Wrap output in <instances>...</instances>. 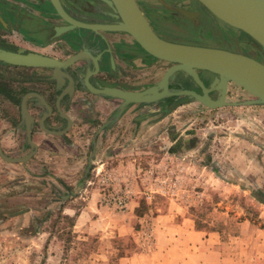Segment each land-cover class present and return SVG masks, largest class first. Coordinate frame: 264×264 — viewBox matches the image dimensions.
<instances>
[{
	"label": "rangeland",
	"instance_id": "rangeland-1",
	"mask_svg": "<svg viewBox=\"0 0 264 264\" xmlns=\"http://www.w3.org/2000/svg\"><path fill=\"white\" fill-rule=\"evenodd\" d=\"M55 22L63 25L58 17ZM230 30L234 36L243 32ZM114 32L131 42L129 34ZM247 37L264 62V50ZM242 49L250 50V45ZM74 50L60 51L55 58L65 59ZM144 59H136L112 79L99 78L108 85L89 81L144 90L171 65L148 53ZM8 64L0 61V77L4 74L14 99L16 69H7ZM84 73L60 105L69 118L71 104L81 106L77 125L71 120L62 135L47 133L38 124L45 108L35 102L30 108L37 121L30 136L47 148L36 154V146L25 162L0 158V264H119L120 255L142 251L159 256L170 243L174 248L169 257L191 258L201 246V263L264 264V104H241L255 97L229 82L230 104L209 108L176 94L182 87L169 83L182 77L175 75L165 97L129 103L119 112L122 99L90 92ZM78 91L84 96L71 103ZM0 123L5 126L0 129L7 150L3 153L25 156L31 147L20 105L1 94ZM44 125L63 130L67 120L53 115ZM11 133L14 142L5 137ZM120 199L123 207L117 203ZM161 231L170 241L161 242ZM213 247L217 253L203 254Z\"/></svg>",
	"mask_w": 264,
	"mask_h": 264
},
{
	"label": "flooded vegetation",
	"instance_id": "flooded-vegetation-1",
	"mask_svg": "<svg viewBox=\"0 0 264 264\" xmlns=\"http://www.w3.org/2000/svg\"><path fill=\"white\" fill-rule=\"evenodd\" d=\"M135 1L153 31L162 39L175 43L239 52L261 61L258 55L260 52L253 47V41H249L245 33L242 32V34L234 36L230 29L235 28L217 18L198 0H156V4L140 0ZM59 2L65 12L77 20L97 23L114 19L107 15L106 11H109V8L100 0H59ZM178 9L186 11L187 17L179 12ZM56 17L62 21L61 24H67L56 13L50 0H0V28L4 32L0 33V47L11 51L21 48L24 53L32 51L55 58L57 41L62 38V41L59 40L62 42L58 45L59 50L63 53L69 51L70 54L71 52L73 53L72 50L74 48L76 49L74 52L84 51L86 66H90V70L93 71L90 72L93 73L90 78L95 76L102 78L100 73L103 70L98 69L95 71L94 63L96 62L98 66H102L103 62L101 61V63L99 60L101 53L102 57L111 53L106 41L108 32L94 33L89 29L76 28L73 30V32L76 31V34L68 31L57 38L54 30ZM122 33L128 35L125 32ZM227 35H229L228 39ZM128 36L131 37L130 35ZM120 43L121 53L119 57L115 56L117 60L114 59L113 64L111 58L109 59L108 70L104 71L106 78H110L117 72H123L126 67L133 66L136 59L142 60L147 54L132 37L130 43ZM245 45H250V50L242 49ZM112 56L114 58L113 54ZM8 66L7 69L11 67L16 69L17 92L14 97L15 102L20 105L26 94L39 92L37 90L39 89L38 86L44 84L50 95H41L51 106V113L46 119L53 115L60 118L61 114L57 110V103L60 107L65 102V97L68 96V94L64 93L59 98L62 90L67 88L68 80H65L63 75H60L61 79L59 80L52 78V69L48 70L42 67L24 65L8 64ZM62 71L69 73L66 69H62ZM198 74L206 86L213 78L212 74H207L201 70H198ZM3 75L0 77V94L7 100L12 101L14 100L12 90L8 87V84H5L6 79L2 78ZM62 78L63 85L61 86ZM99 82L105 85L110 84L102 79ZM180 84L191 87V84L183 78L181 80L176 78L174 82L169 83V85L178 88L182 87ZM58 85L61 87L57 89ZM212 94L213 92H210V95ZM37 101L33 95L27 96L26 106L30 109L33 123L34 120L35 122L37 121V118L33 114L34 112L31 111L30 106ZM62 118L65 119L64 117Z\"/></svg>",
	"mask_w": 264,
	"mask_h": 264
},
{
	"label": "water",
	"instance_id": "water-1",
	"mask_svg": "<svg viewBox=\"0 0 264 264\" xmlns=\"http://www.w3.org/2000/svg\"><path fill=\"white\" fill-rule=\"evenodd\" d=\"M50 1L56 13L67 22V24L56 25L54 27L55 36L63 35L76 28L89 29L94 33H99L101 31L125 32L148 54L172 63L157 83L141 91H130L114 86H104L101 84L94 86L91 84L89 77L93 74L90 72L93 71L90 70V66H86L85 64L84 51H78L65 59H57L32 51L24 53L21 48H18L16 51H11L0 47V61L2 62L13 65L51 68L53 71L52 78H56L57 80L61 79L60 75H63L65 80H68L69 84L67 88L62 90L59 98L64 93L72 95L75 80L78 79L77 76L80 75L84 69L83 83L85 87L94 94H106L122 99L119 112L129 103H148L165 97L169 94V80L173 79L175 75H179L191 84V87L182 86L176 94L194 98L209 108H218L230 104L226 101L229 82L238 84L255 97L241 104H264V63L252 56L219 48L181 44L162 39L153 31L135 0H100L109 8V11H106L107 15H110L114 19L97 23L74 19L65 12L59 0ZM198 1L201 3V0ZM257 1L264 7V0ZM236 27L248 31L242 26ZM244 30L243 32H245ZM245 33L255 41L254 45L257 48H262L264 50V43L262 40L255 38L249 31ZM260 38L264 39L261 36ZM101 55L99 60L100 62L102 61L103 64L102 66H98L95 62V71L98 69L105 70V59ZM79 61L85 62L84 64H78ZM68 67H74V71L72 70L70 73L62 71V69H67ZM256 67L260 69L258 71L262 70L263 74H258L251 70L252 68L256 69ZM197 70L206 71L214 75L208 86L203 84ZM61 83L62 86L63 78ZM58 88H60L59 85L57 86V89ZM210 91L213 92L212 95L209 94ZM28 95L36 97L38 106H43L45 108V112L42 113L38 122L41 129L50 134L62 135L72 125L71 119L67 115L61 113L57 103V110L60 112L61 116L67 120V126L63 130H51L46 128L44 121L51 113V106L39 93L32 92L26 94L20 104L21 119L26 128L27 140L31 148L25 156L9 157L3 153L0 146V158L8 162H25L35 153L36 144L32 141L30 136L31 129L33 128V118L26 106ZM231 104L236 103L233 102Z\"/></svg>",
	"mask_w": 264,
	"mask_h": 264
},
{
	"label": "crops",
	"instance_id": "crops-1",
	"mask_svg": "<svg viewBox=\"0 0 264 264\" xmlns=\"http://www.w3.org/2000/svg\"><path fill=\"white\" fill-rule=\"evenodd\" d=\"M107 35H108V37H107L106 41L108 42V48L110 49L111 53H108V54L103 56L105 59L106 65L104 67L105 70H103V72L100 73V76H102V78H103V76H106L104 71L108 70L107 64L109 62V59L111 58V61L113 64L114 59L117 60L115 56L117 55V57H119L121 50H122V49H120V45H121L120 42H124V44L130 43V40L128 38H126L124 36H120L113 31L108 32ZM60 51L61 50L58 49L55 52L56 56L61 55ZM112 54L114 55V58H112L113 57ZM92 81L95 82V81H100V80L98 77L95 76L94 78H92ZM38 88L39 89H37V90L39 91L40 94H44L45 96L50 95L48 93L49 91L43 90L44 88H46V86L44 84L39 85ZM83 96H84L83 92H80V91L76 92L71 103H73V101L75 99L82 98ZM80 108H81V106L79 104H76V103L74 105L71 104L69 111L66 112L70 116L71 120L74 122L75 125H77V122L79 121V116H78L79 113H77V112H78V110H80ZM3 127H5V126L0 123V129H2ZM5 137H6V139L8 138V142L16 141V137L13 135V133H11L10 135H6ZM6 139H5V141H6ZM3 140H4L3 135L1 134V131H0V146H1V149L3 152H7V150L3 148V145H4ZM37 144H36V146H37L36 154L40 152V149L45 150V148H47V147H43V146H40L39 144L38 145ZM13 157H15V156H13ZM14 163H17V162H14ZM96 169H99V166L96 167ZM29 211H27V212H29ZM180 228L184 231V229L182 227H180ZM191 233H193V235L199 234L197 232H195V233L191 232ZM119 234L120 233H118V235ZM159 237L161 238V242L163 241V239H167V241H170L169 240L170 237H168L164 231H161V234L159 235ZM170 244L171 245L162 246L163 250H159V252H157V253H160L159 256H151L150 257L145 252H142V251L141 252H135L129 256L128 255L127 256L120 255L118 258L119 264H219L215 261H210V260H208V261L204 260L201 263V261H200L201 246H198V245H196L198 247H195V250L193 252H191V258L185 259L184 257H180L177 252H176V254L179 257H169L171 255L170 251H173V248H174V244L173 245H172V243H170ZM217 249H218V247H213L212 249L207 248L208 252H203V254L205 256L215 254V253H217Z\"/></svg>",
	"mask_w": 264,
	"mask_h": 264
},
{
	"label": "bare ground",
	"instance_id": "bare-ground-1",
	"mask_svg": "<svg viewBox=\"0 0 264 264\" xmlns=\"http://www.w3.org/2000/svg\"><path fill=\"white\" fill-rule=\"evenodd\" d=\"M201 3L223 22L237 29L236 26L244 27L264 43V39L260 38H264V7L257 0H201ZM178 11L187 15L184 10ZM251 70L263 74L257 67Z\"/></svg>",
	"mask_w": 264,
	"mask_h": 264
},
{
	"label": "built area",
	"instance_id": "built-area-1",
	"mask_svg": "<svg viewBox=\"0 0 264 264\" xmlns=\"http://www.w3.org/2000/svg\"><path fill=\"white\" fill-rule=\"evenodd\" d=\"M117 203L119 204L120 207L124 206V199L123 200H117Z\"/></svg>",
	"mask_w": 264,
	"mask_h": 264
}]
</instances>
